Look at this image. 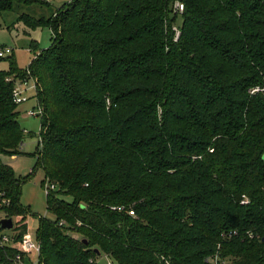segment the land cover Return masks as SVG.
<instances>
[{
    "label": "trees",
    "instance_id": "obj_1",
    "mask_svg": "<svg viewBox=\"0 0 264 264\" xmlns=\"http://www.w3.org/2000/svg\"><path fill=\"white\" fill-rule=\"evenodd\" d=\"M180 1L177 37L174 0L19 12L52 42L28 66L42 114L24 177L3 157L21 154L25 135L6 78L27 75L13 53L0 57V209L21 217L8 230L18 241L34 215L22 184L38 168L41 186L55 184L37 264H209L217 250L226 264H264V0ZM35 5L49 2L0 0V13ZM15 254L1 246L0 264Z\"/></svg>",
    "mask_w": 264,
    "mask_h": 264
},
{
    "label": "rangeland",
    "instance_id": "obj_2",
    "mask_svg": "<svg viewBox=\"0 0 264 264\" xmlns=\"http://www.w3.org/2000/svg\"><path fill=\"white\" fill-rule=\"evenodd\" d=\"M49 6H21L18 10L3 11L0 13V46L9 47L13 51V58L19 68H27L33 58L42 50L48 47L52 42V33L48 27L29 28L17 19L20 11L28 12L35 17L40 15L48 16L56 8L60 7L71 0H47ZM176 13V12H175ZM177 22L173 29L178 34L177 25L180 23V12H178ZM34 41V42H33ZM35 43V47H31ZM7 59H0V69L7 68ZM36 81V78H34ZM25 95L27 101L18 104V121L25 129V135L21 145V154L9 162L13 167L15 175L18 177L27 176L31 167L34 165L37 156V143L40 135V117L38 115H29V111L35 106L34 99V81L29 79L25 85ZM35 153V155H34ZM9 160L7 157H3ZM43 178L41 168L27 178L21 187L20 200L24 205H28L34 215L26 217V232L31 236H35V231L38 225V216L53 218V214L48 212L45 207V186L40 185V180ZM66 200H70L69 196H64ZM2 214V213H1ZM16 219V217H14ZM6 233H10L8 230ZM74 236H77L74 232ZM78 237V236H77ZM38 256V255H37ZM37 256H32V259H26V264H37ZM111 259L106 254H101L99 257L100 264H108ZM112 262V261H111Z\"/></svg>",
    "mask_w": 264,
    "mask_h": 264
},
{
    "label": "built area",
    "instance_id": "obj_3",
    "mask_svg": "<svg viewBox=\"0 0 264 264\" xmlns=\"http://www.w3.org/2000/svg\"><path fill=\"white\" fill-rule=\"evenodd\" d=\"M172 9L174 12L177 13L181 12L183 9V4L180 0H174ZM178 34H176L177 37ZM12 49L9 47H4V46H0V57L12 54ZM25 72L27 77H23V78H13V77H7L6 80L7 81H13V87L11 90V95H12V99L15 103L20 104L24 101H27L28 97L25 95V85L27 84L29 79H32L34 81V89L36 91V81L34 79V77L30 74V70L29 67L25 68ZM259 90L257 87L252 88L250 90V93H253L255 91ZM262 90H264V88H262ZM35 94V93H34ZM36 108L32 107L29 111H27V113L29 115H38L40 116L42 114V107L39 104H35ZM46 183L48 185H46ZM44 185L45 186V194H47L49 191H52L54 189H56V186L54 183H48L46 182ZM248 200L246 197L243 196L242 200L240 201V203L245 204L247 203ZM9 203V199L5 197L3 192H0V208L3 205H8ZM113 209H116L118 211H122L124 210V208L122 206H114L112 207ZM127 212L129 215H134V212L132 209H127ZM1 209H0V218H4L7 217L5 216L3 213L1 214ZM16 219H13V226L16 222L19 221V219L21 218L20 216H15ZM26 224V222H25ZM247 235L252 237V234L247 232ZM12 245L15 249H16V254L13 257L12 263L13 264H26V259L31 260L32 256L34 255L35 257L39 254L40 251V243L39 241L36 239L35 236H31L30 234H28L27 232H25L21 239L18 241H14L12 236L8 233H6L5 231L0 233V247L4 246V245ZM219 246H217L218 248ZM161 260L163 261L164 264H172L168 258H165L164 256H160ZM205 261L208 262L209 264H226V259L222 258L217 251H215L213 254L207 256L205 258ZM108 264H112L111 261H108Z\"/></svg>",
    "mask_w": 264,
    "mask_h": 264
},
{
    "label": "water",
    "instance_id": "obj_4",
    "mask_svg": "<svg viewBox=\"0 0 264 264\" xmlns=\"http://www.w3.org/2000/svg\"><path fill=\"white\" fill-rule=\"evenodd\" d=\"M13 228V219L12 217L0 218V229L2 230H11Z\"/></svg>",
    "mask_w": 264,
    "mask_h": 264
},
{
    "label": "crops",
    "instance_id": "obj_5",
    "mask_svg": "<svg viewBox=\"0 0 264 264\" xmlns=\"http://www.w3.org/2000/svg\"><path fill=\"white\" fill-rule=\"evenodd\" d=\"M12 53H13V52H12ZM35 103H36V102H35ZM14 158H16V156H11V157H9V160H5V161H6L9 165H11L9 161H10L11 159H14ZM11 167H12V166H11ZM12 168H13V167H12Z\"/></svg>",
    "mask_w": 264,
    "mask_h": 264
}]
</instances>
